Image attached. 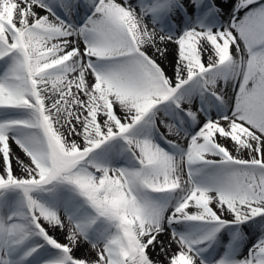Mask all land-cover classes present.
<instances>
[{"label":"snow or ice","instance_id":"6c2138e0","mask_svg":"<svg viewBox=\"0 0 264 264\" xmlns=\"http://www.w3.org/2000/svg\"><path fill=\"white\" fill-rule=\"evenodd\" d=\"M0 264H264V0H0Z\"/></svg>","mask_w":264,"mask_h":264},{"label":"bare ground","instance_id":"6f19581e","mask_svg":"<svg viewBox=\"0 0 264 264\" xmlns=\"http://www.w3.org/2000/svg\"><path fill=\"white\" fill-rule=\"evenodd\" d=\"M41 14H43V13H41ZM173 47H174V45H169V48H173ZM204 59L206 61L207 57H205ZM161 63H162V66L165 68L166 72L168 73V75L171 76L172 75V57L169 56L168 60L161 61ZM228 94H229V96L232 95V90L230 87L228 88ZM228 147L231 148V144H229ZM55 235H57V237L61 240V242H63V236L61 234L55 233ZM82 254H83V249H81L80 251H78L76 253V255H78V256L82 255ZM150 254H151L153 259H163V257H157L155 252H152Z\"/></svg>","mask_w":264,"mask_h":264}]
</instances>
